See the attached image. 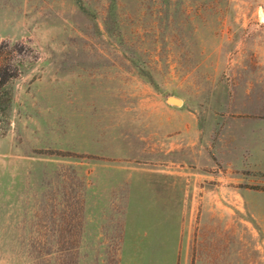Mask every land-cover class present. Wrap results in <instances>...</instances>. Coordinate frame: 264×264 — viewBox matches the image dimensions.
Returning a JSON list of instances; mask_svg holds the SVG:
<instances>
[{"label":"rangeland","instance_id":"1","mask_svg":"<svg viewBox=\"0 0 264 264\" xmlns=\"http://www.w3.org/2000/svg\"><path fill=\"white\" fill-rule=\"evenodd\" d=\"M263 9L0 0V264H264Z\"/></svg>","mask_w":264,"mask_h":264},{"label":"crops","instance_id":"2","mask_svg":"<svg viewBox=\"0 0 264 264\" xmlns=\"http://www.w3.org/2000/svg\"><path fill=\"white\" fill-rule=\"evenodd\" d=\"M241 133L245 135L244 140L246 144H248V148L245 152H243L244 155H242V158L245 159L247 163L255 167L257 170L262 169L261 171H263L264 170L263 169L264 167V126L257 127L256 130L254 128H248L246 130H242ZM249 146H250V149H249ZM221 252H222L221 248H217V247L211 248V249L205 248L203 251H201L199 264H203L204 262L209 263V264H216L218 260L217 257L219 255H222ZM235 254L237 256L236 258H238L236 249H235ZM227 256H231V254Z\"/></svg>","mask_w":264,"mask_h":264},{"label":"trees","instance_id":"3","mask_svg":"<svg viewBox=\"0 0 264 264\" xmlns=\"http://www.w3.org/2000/svg\"><path fill=\"white\" fill-rule=\"evenodd\" d=\"M17 76V67L0 62V121L6 117V113L11 107L12 95H10L8 85Z\"/></svg>","mask_w":264,"mask_h":264},{"label":"bare ground","instance_id":"4","mask_svg":"<svg viewBox=\"0 0 264 264\" xmlns=\"http://www.w3.org/2000/svg\"><path fill=\"white\" fill-rule=\"evenodd\" d=\"M262 19L264 20V14H262ZM173 102H178L179 104L181 103L179 100L174 99Z\"/></svg>","mask_w":264,"mask_h":264},{"label":"water","instance_id":"5","mask_svg":"<svg viewBox=\"0 0 264 264\" xmlns=\"http://www.w3.org/2000/svg\"><path fill=\"white\" fill-rule=\"evenodd\" d=\"M263 13H264V9H263ZM172 103H174V104H179L178 102H172Z\"/></svg>","mask_w":264,"mask_h":264}]
</instances>
